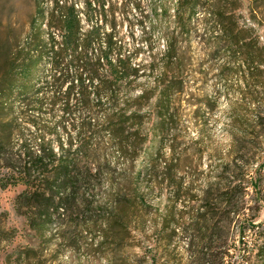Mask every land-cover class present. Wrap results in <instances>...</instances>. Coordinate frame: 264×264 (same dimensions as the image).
Masks as SVG:
<instances>
[{"label": "trees", "instance_id": "obj_1", "mask_svg": "<svg viewBox=\"0 0 264 264\" xmlns=\"http://www.w3.org/2000/svg\"><path fill=\"white\" fill-rule=\"evenodd\" d=\"M9 3L3 0L0 9L1 24L7 22V34L0 40V189L24 187L14 200V209L27 227L40 237L54 221L65 237L87 228L100 234L99 248L116 249L125 234L132 236V220L144 224L143 211L152 209L149 194L168 187L173 188L175 205L154 208V234L158 243L167 246L175 238L183 241L178 264H264V220L258 219L263 202L257 197L254 158L245 144L264 125V106L257 103L250 112H243V105L231 107L228 156L210 170L204 187L195 191L194 184L185 185L179 175L187 149L178 151L177 137L162 169L160 153L153 151L157 137L175 119L171 95L184 88L183 80L168 75L183 69L174 42L167 43L161 58L164 67L155 84L137 97H127L123 82L131 83L139 69L120 53L116 61L110 58L114 48H121L112 32L102 35L98 26L84 31L80 20L84 12L78 4L54 0L49 17L38 9L23 42L12 27V9L6 12ZM94 5L91 0L85 2L89 11ZM200 10L206 13L203 20L217 50L225 45L233 59H241L222 75L240 71L245 94L259 98L263 92L258 88L264 85L258 78L264 71L253 46V28L240 26L229 0H177L178 33L190 35ZM168 12L161 10V14ZM250 13L255 17L253 9ZM47 18L57 21L60 41L55 35L45 37ZM102 39L105 47L96 48ZM46 58L54 72L41 83ZM174 59L178 60L176 68ZM47 87L51 89L48 97L42 94ZM103 95L111 107L101 121L94 113L101 109ZM57 105L60 118L42 121L47 109L53 112ZM62 130H67V141L61 138ZM104 133L125 161L118 173L105 157L100 139ZM141 155L152 161L149 167L138 162ZM176 202L183 203L181 209Z\"/></svg>", "mask_w": 264, "mask_h": 264}, {"label": "rangeland", "instance_id": "obj_2", "mask_svg": "<svg viewBox=\"0 0 264 264\" xmlns=\"http://www.w3.org/2000/svg\"><path fill=\"white\" fill-rule=\"evenodd\" d=\"M86 1L72 0L84 12L80 18L84 31L98 26L102 35L112 32L121 48H114L110 58L116 61L120 53L129 57V63L139 69V74L131 78V83L124 80L123 96L137 97L143 89L155 84L164 67L161 58L167 43L170 40L174 42L179 57L183 58V69L180 72L172 70L168 75L169 79L183 80L184 88L181 92L175 90L171 95L175 119L167 132L157 137L153 151L160 153L162 161L159 169H162L171 155L173 139L177 137L178 151L187 149V160L179 175L185 185L193 183L195 191L203 188L210 178V170L218 167L228 156L231 146V107L243 105L242 111L250 112L257 103L264 106V88H258L263 92L259 98H249L245 94L240 71L227 77L222 75L223 71L237 67L241 59H233L225 45L217 50L214 40H211L212 31L203 20L206 14L204 10L198 12L192 21L190 35L185 36L176 30L174 14L177 0H91L95 3L93 11L86 8ZM2 3L3 0H0V9ZM229 3L230 9L237 11L240 26L253 28V46L258 50L264 71V0H229ZM9 8L12 9L15 35L24 42L37 10L41 9L49 17L54 9V0H10L6 12ZM164 8L168 9L167 14H161ZM251 9L255 17L251 16ZM49 21L50 18H47L43 24L45 37L55 35L56 41H60L61 32L56 28L57 21ZM5 23L0 22V40L7 34ZM216 32L218 30L215 29ZM102 41L96 48L105 47L106 41ZM177 61L173 60L175 68ZM103 68L108 69V66ZM52 72L53 66L46 58L41 65V83H45ZM258 80L264 85V73ZM43 92L48 97L51 89L47 87ZM103 97L101 109L94 113V117L101 121L111 107L107 97ZM92 98L96 103V97L92 95ZM19 107L17 105L16 110ZM61 114V107L57 105L53 112L47 109L41 120L55 122ZM67 137V130H62L61 138L67 141ZM14 138L15 134L10 140ZM100 139L111 169L118 173L125 163L123 157L110 143L107 133ZM245 144L249 156L254 158V172L259 181L257 197L263 202L258 219L264 220L263 124L259 133L254 134ZM138 162H143L147 167L152 163L142 155ZM23 188L19 185L0 189V264H178L177 256L184 249L183 241L175 238L167 246L158 243L154 234L157 218L154 208L161 209L169 203L175 205L173 188L155 189L149 194L147 202L152 209L143 211L144 224H140L137 219L132 220V236L125 234L122 245L116 249L113 246L99 248L97 243L100 234L87 228H78L65 237L56 221L40 237L27 227L25 220L14 209V200ZM182 206V202H176L177 209ZM85 218L88 216L85 215Z\"/></svg>", "mask_w": 264, "mask_h": 264}]
</instances>
